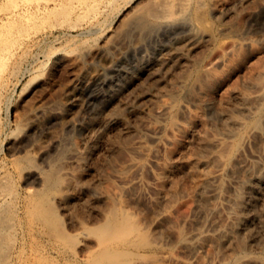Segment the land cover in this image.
<instances>
[{"label":"bare ground","instance_id":"1","mask_svg":"<svg viewBox=\"0 0 264 264\" xmlns=\"http://www.w3.org/2000/svg\"><path fill=\"white\" fill-rule=\"evenodd\" d=\"M23 1L24 7L16 16L30 19L64 14L78 5H90L94 11L100 3L104 8L114 3ZM251 1L143 0L133 9L137 21L129 28L130 37L116 30L107 33L103 41L87 49L88 59L84 61L82 54L70 51L75 56L72 61L67 59L79 62L80 70L68 86L66 100L31 109L23 125L24 135L18 134L12 141L14 153L33 150L42 158V167L17 164L21 165V174L40 186L28 212L32 211L36 223H40L42 235L56 242V251L76 255L79 250L82 258L75 260L80 264H145L138 258L141 248L149 246L148 229L154 227L158 234L166 205L184 190L179 181L184 177L189 183L181 181L189 187L182 185L194 194V210L205 221L190 233L179 234V240L193 245L199 255L209 252L211 246L218 247L221 254L211 264H264V37L255 38L231 24V18ZM257 2L264 6V0ZM179 15L185 17L180 19ZM149 22H158L160 28L154 29ZM167 26L176 29L169 34ZM227 31L234 33L228 34L229 44L219 50L216 64L202 67L204 52L218 46V33ZM153 32L168 34V38L150 49L148 40ZM4 50L0 47V62ZM131 51L135 57L129 61ZM225 94L232 97L226 100ZM229 98L234 101L228 102ZM194 144L197 150L190 154L188 149ZM249 145L253 148L250 156L244 153ZM154 146L163 150L152 172L158 198L157 203L151 201L160 212L156 220L144 224L138 212L142 211L141 202L148 200L136 191L140 189L136 174ZM117 151H125L127 156L119 159L121 166L114 170L123 181L115 197L128 195L127 204L106 205L103 199L112 196L100 188L98 196L104 197V208L96 206L97 216L90 215L91 220L80 218L79 211L85 208H79L78 203L80 210L75 208L81 194L78 190L86 186L96 189L101 175L95 174L94 165ZM179 152L182 155H177ZM175 155L182 157L175 160ZM89 174L96 176L90 175L92 179ZM225 174L229 175L227 182ZM168 185L173 187L172 192ZM151 201L146 206L151 203L152 207ZM133 202L137 204L134 207ZM221 206L226 207L227 216L220 214ZM59 208L69 215L73 229L64 226ZM9 227L0 217V255L5 252L1 234ZM45 256L47 260L53 258L52 254ZM75 260L66 261L76 264ZM54 262L51 264H58Z\"/></svg>","mask_w":264,"mask_h":264},{"label":"rangeland","instance_id":"2","mask_svg":"<svg viewBox=\"0 0 264 264\" xmlns=\"http://www.w3.org/2000/svg\"><path fill=\"white\" fill-rule=\"evenodd\" d=\"M142 1L143 0H114V3H108V7L105 6L106 8H104V4L101 5L102 3H100L98 8L93 7L95 9L94 11L92 7L90 8V5L89 7L87 5L83 7L78 5L74 7L75 9L70 10L71 12L69 11L64 14L63 12L57 15H52L53 13L50 15L48 14V16L42 14L43 17L42 15H38L39 17L36 16L32 19L25 16L27 17L26 19L24 16L18 17V14L16 16V13L24 7L23 0H0V47L6 51L0 62V217L11 226L3 230L1 234L4 245L3 250L5 252L3 255H0V264H34L38 261L41 262H38L40 264H45V261L48 264L49 259H51L49 255L51 254L53 258L55 257L54 259L58 260L52 258L50 261H58L56 262L58 264L64 260L63 258L65 257L62 256L65 255L67 258H65L61 264L73 263L76 258L78 261L82 258V254L79 250H77L78 252L76 255L65 254L64 252L59 253L56 251L58 250L56 249L58 247L56 242L54 241L55 243H53V239L46 236L44 232L42 235L40 223H36L37 219L34 218L33 213L31 214L32 211L29 214L28 211L32 209L31 201H33L32 199L36 196V189L40 186L36 182L32 183L28 180V175L21 174L19 168L21 165L42 167L44 164L42 158L33 150L14 153L12 141L16 137H19L20 134L21 136L24 135L23 125L31 109L36 108L42 103H53L54 101L61 102L66 100L68 86L74 81L76 74L80 70V65L77 64L79 62H71L72 56L77 54L81 56L82 54L84 57H81L83 61L85 58L87 60V49H92L93 46L95 47V45L105 39L107 33L113 30H116L122 36L130 37L129 28L137 21L135 20L137 18L136 15L133 14V9H135L137 5L142 4ZM261 5V3L258 4L257 0H252L248 3L247 7L244 8L242 12L237 13L231 18L232 27L235 29L237 27L243 28L255 38L264 37V6ZM183 16L185 17V15H182V17ZM178 17L182 19L180 15ZM76 23L80 25L77 24L76 26ZM150 24H152L156 30L160 28L158 22H151ZM161 28H163V26H161ZM175 29V26H167L166 28L167 31H170L169 34ZM154 32L153 38L148 40L150 49L154 48L158 42L160 43L164 41L165 38H168V36H166L168 34L163 35L159 32V35ZM233 33V31L218 33V46L204 52V60L201 64L202 67L216 64V56L219 50L222 47L228 46L231 38L228 34ZM154 35H157V42L155 41L156 36ZM70 51H75V55L72 54L71 56ZM66 55L67 57H65ZM128 55L130 58H128L129 61H131V59L133 60L135 57L134 51H131ZM67 58L69 60L71 58V61ZM110 75H112V73ZM41 82L50 85V88L47 86L46 88L48 89H45V86L41 84ZM46 90H48V92ZM227 96L232 97L231 94ZM227 96L225 94L226 100H228ZM230 101L233 102L234 100L229 98L228 102ZM210 108L211 107H209V109ZM210 110L213 115V108ZM210 110L209 114L211 113ZM198 127L199 130L202 129L201 125ZM193 149L197 150V145L195 146L194 144V147L192 145L190 149H188V152L190 151L189 153L193 154L192 151H196ZM252 150V146L249 145L247 149H245L246 152L244 151L245 155L250 156ZM116 153V155L114 154L115 156L113 155L108 157L109 159H105V162L97 161L94 165L96 166L94 167L95 174L97 175L98 173V175H101V177L97 175L100 179H98L100 183L98 184L97 182L98 185L96 189L86 186L78 190V193H81L78 195L80 197L78 199L80 200L82 198L83 200H76L77 207L75 208L80 210L78 209L80 206L79 208L83 207V209H85L79 211L81 216H79V212H76V209L73 211L76 212V215L79 213L77 216L80 218L91 220L97 216L99 207L102 209L104 208L103 200L106 202V205L109 203H117V206L127 204L129 199L128 195H126L127 199L125 197L121 198V196L125 194L120 196L118 194L117 197L119 199L115 197V194L120 192L123 181L114 173L115 168L121 166L122 160L119 159L125 158L127 153L125 151H117ZM178 154L181 153L179 152L177 155ZM177 155H175V158ZM181 155L175 160L181 158ZM160 157H163V150L154 146L144 158L145 166L136 174V178L139 181L138 186L140 187V189L137 187L138 189L136 188V191L140 192L141 197H144L148 201L153 199L155 202V197L158 198V194L156 195L157 191L155 192L154 187L156 179L152 172L154 169L156 170L157 164L155 162L157 159H160ZM20 162L23 164L19 166ZM90 175L96 176L94 174H89L88 177L92 179L93 177H90ZM179 179L180 186H183L184 190L180 188L186 192L181 190L182 192H179L174 199L168 202L165 211L166 217L158 226V234L153 230L155 229L154 227H148L149 237L147 243H149V246L141 248V254L138 258L139 261L145 264H211L213 260L218 258L221 254V250L218 247L211 246L209 252H204L199 255L194 251L193 245L183 243L179 240V234H188L205 221V217L202 216L199 211L194 210L197 201L194 194L192 195V193L186 190L189 187V185H187L189 181L186 178L184 179V177L183 179ZM223 179L227 182L229 180V175L225 174ZM181 180H185L187 184ZM28 181L29 183H27ZM183 183L188 187L182 185ZM170 186L168 187V191L171 190L170 192H172V186ZM185 186L187 188H185ZM100 188L102 189L100 191L106 193L110 191L111 194L109 193V195H111L112 198L109 196L110 200L108 197L107 200L102 195H100L102 197L98 196L100 193L98 190ZM141 197L138 200H140ZM102 198L104 199L102 200ZM143 199L141 201H143ZM146 200L144 201L146 202ZM148 201L146 203H148ZM154 202H152V207H150L151 203L147 204V206L144 202H141L143 204L140 203L141 206H139V209L142 211L138 210L140 211L138 212V216H140L141 213L142 217L140 216V220H143L142 223H144V221H146L145 223H152L156 220L160 208H158V205L156 207V204L153 205ZM136 203L139 204V201H136ZM136 203L134 204L133 202L131 205L134 207L137 205ZM59 209V215L62 217L63 224L65 223L64 226L68 229H73V226L68 221V218H70L69 215L67 214V217L64 210L61 208ZM136 209H138V207ZM220 214L227 216L228 211L225 206H221ZM83 215L86 216L84 217ZM210 216L214 217L213 215ZM30 217L34 219L31 220ZM31 225H33V228ZM37 228L41 233H37ZM38 246L39 249L36 251ZM41 247L44 248L40 249ZM32 249L35 250V252ZM41 251L43 254L44 252L45 254L48 253V255H46L49 257L48 260L46 258L44 259L45 254L42 256L43 254ZM258 251L260 252L259 249H257V252ZM68 256H71L74 260ZM41 257L44 259L43 261H41ZM67 259H70V262H68L69 260L66 261ZM78 261L75 260V263L77 262L76 264H80L81 261ZM51 262L49 264H51Z\"/></svg>","mask_w":264,"mask_h":264}]
</instances>
